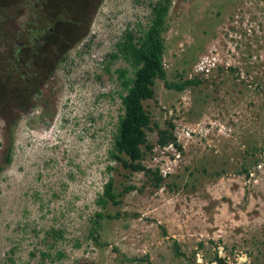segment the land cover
<instances>
[{
    "label": "rangeland",
    "instance_id": "374dc122",
    "mask_svg": "<svg viewBox=\"0 0 264 264\" xmlns=\"http://www.w3.org/2000/svg\"><path fill=\"white\" fill-rule=\"evenodd\" d=\"M41 1L0 0V264H264V0H173L167 80L197 85L157 80L144 103L143 165L160 189L110 156L134 75L117 46L150 28L159 0H72L79 26L53 67L23 69L26 86L9 58L41 36ZM168 123L180 150L157 145ZM110 179L137 189L104 208Z\"/></svg>",
    "mask_w": 264,
    "mask_h": 264
},
{
    "label": "trees",
    "instance_id": "16d2710c",
    "mask_svg": "<svg viewBox=\"0 0 264 264\" xmlns=\"http://www.w3.org/2000/svg\"><path fill=\"white\" fill-rule=\"evenodd\" d=\"M55 1L42 0L41 4L49 8L42 12L45 18L39 22H33V24L31 22V25L39 26L41 36L31 37L29 34L24 33L27 38V44L20 45V42L16 41V46H14L16 49L13 47L15 51L12 52L9 58L11 65L9 61L8 67L17 69V77L21 79L26 76L27 72L25 74L22 72L24 68L28 71L30 62L38 66L43 64L48 65V62H50L53 67L59 55L56 54V50L60 46L58 41H67L68 31H73L79 26V21L77 22L78 19L75 15L79 9L75 6L76 1L72 2V0H68L72 3L66 2L63 8L56 4ZM81 1L84 2V0ZM172 2L173 0L157 1L152 8L153 19L150 28L141 37L127 33L123 43H119L117 46L118 54L131 64L134 69V75L125 84L127 94L121 95L124 114L119 118L110 156L113 161L120 164L125 170L133 173H144L151 185L156 189L162 187L164 177L158 170L154 172L143 165L144 148L149 151L153 150V146L148 142L147 131L154 130L151 114L145 109L144 103L156 98L154 87L157 80H162L167 89L178 92L184 91L189 86L197 85V82L193 80H187L182 83H170L167 80V71L164 63L165 41L163 34L166 30L167 16ZM55 5H58L59 11L56 10ZM43 22L47 24L44 27ZM19 38H22V35H19L17 40ZM28 44L31 47V52H29L30 48L25 49L23 47H26ZM22 47L23 50H21ZM112 57L116 58L117 55H112ZM125 76L126 71H121V78ZM155 126L158 134L157 145L160 148L172 145L178 150L181 149L178 139L173 132V124L168 123L167 128H160L159 125ZM10 163H12V158L9 152L7 164ZM136 189V186H129L123 190L122 194L133 192ZM122 194H117L114 180L110 179L104 186V192L99 199V205L104 208L109 203L120 205ZM97 216L100 218L104 217L102 214H98ZM119 217L120 215H108L110 219ZM217 264L228 263L217 259Z\"/></svg>",
    "mask_w": 264,
    "mask_h": 264
},
{
    "label": "flooded vegetation",
    "instance_id": "af4514ba",
    "mask_svg": "<svg viewBox=\"0 0 264 264\" xmlns=\"http://www.w3.org/2000/svg\"><path fill=\"white\" fill-rule=\"evenodd\" d=\"M24 47H25V46H24ZM23 79H24L23 81L25 82V85H26V86H28V85L31 84V81H30L31 79H29V77H28L27 75H26Z\"/></svg>",
    "mask_w": 264,
    "mask_h": 264
}]
</instances>
